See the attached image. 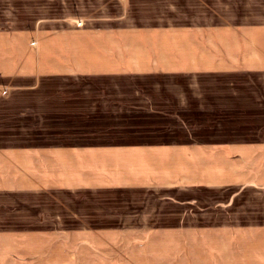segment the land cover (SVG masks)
<instances>
[{"label":"crops","instance_id":"crops-1","mask_svg":"<svg viewBox=\"0 0 264 264\" xmlns=\"http://www.w3.org/2000/svg\"><path fill=\"white\" fill-rule=\"evenodd\" d=\"M127 2L115 0L113 6L125 9ZM194 8L183 18L133 24L121 22L122 16L112 12L77 18L65 11L61 20L52 19L46 4L0 0V200L59 190L225 188L264 183L260 175L264 136L222 139L225 122H185L190 131L183 140L128 142L61 141L49 137L56 131L32 123L33 119L45 121V113L52 108L33 102L67 100L61 95L59 99L20 92L32 89V76L40 81L43 76L200 75L209 78L200 82V110H249L256 95L252 99L244 91L255 86L253 76H264V0H202ZM53 20L61 25H50ZM246 75L251 79L242 78ZM220 77L224 83L222 79L218 83ZM246 127L254 134H264L263 125L249 123ZM5 203V199L0 201L8 206L5 214L9 217L0 220H14L16 216L10 214L19 213L14 208L17 204L14 201L9 208L13 204ZM28 229L33 228L0 226V264L47 261V255L8 252L11 240L6 243L5 239L16 240V230H24L18 233L20 237L31 234ZM185 258L188 264L264 261L254 254H190Z\"/></svg>","mask_w":264,"mask_h":264},{"label":"rangeland","instance_id":"rangeland-1","mask_svg":"<svg viewBox=\"0 0 264 264\" xmlns=\"http://www.w3.org/2000/svg\"><path fill=\"white\" fill-rule=\"evenodd\" d=\"M114 1L33 0V4H46L52 19L61 20L65 11L77 18L112 12L122 16L123 23L143 24L158 18H183L202 2L127 0L124 9L113 6ZM53 21L50 25L59 24ZM131 41L129 38V45ZM31 78L32 89L20 92L67 99L33 102L52 107L45 113V121L33 119V125L56 131L49 137L61 141L183 140L190 131L185 122L195 120L212 125L225 122L222 139L264 136L245 128L249 123L264 126L263 75L253 76L255 86L244 91L252 99L256 95L254 106L249 102V110L220 112L200 110V82L209 79L200 75L161 72ZM242 78L251 79L248 75ZM221 79L224 83V77L218 83ZM210 134L204 136H213ZM260 175L263 177L264 169ZM4 199L5 204L15 201L16 207L9 208L19 209V213L10 214L16 216L14 220H0V226L33 228L25 230L31 234L21 237L18 233L24 230H16L14 241L6 238V243L11 240L8 252L47 255L46 262L33 264H188L185 257L190 254L264 257V183L260 181L225 188L176 185L166 189L59 190ZM7 208L0 205V217L9 215L5 214Z\"/></svg>","mask_w":264,"mask_h":264}]
</instances>
